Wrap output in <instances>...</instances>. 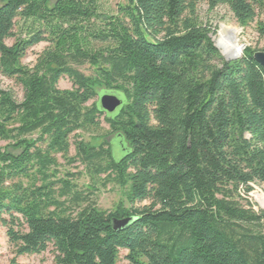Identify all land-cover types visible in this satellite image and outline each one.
<instances>
[{
	"label": "trees",
	"instance_id": "trees-1",
	"mask_svg": "<svg viewBox=\"0 0 264 264\" xmlns=\"http://www.w3.org/2000/svg\"><path fill=\"white\" fill-rule=\"evenodd\" d=\"M201 3L225 7L239 27L254 23L261 48L226 62L199 19ZM41 43L34 67L22 65ZM258 50L264 0H125L114 15L98 0H0V75L23 90L17 102L0 89V226L16 255L51 249L52 264H118L121 252L126 264H264V211L235 200L264 184ZM62 79L70 90L58 88ZM99 90L122 100L116 113L89 104ZM102 116L122 157L104 137L75 142L70 162L124 190L128 207L111 212L56 179V156H68L72 135L97 133Z\"/></svg>",
	"mask_w": 264,
	"mask_h": 264
},
{
	"label": "rangeland",
	"instance_id": "rangeland-1",
	"mask_svg": "<svg viewBox=\"0 0 264 264\" xmlns=\"http://www.w3.org/2000/svg\"><path fill=\"white\" fill-rule=\"evenodd\" d=\"M98 1L101 10L111 15L117 13L119 5L125 4V0ZM198 16L200 21L204 25L209 26V28L212 30L210 36L212 38L213 43H215L216 45L218 42L217 34L219 33L221 26H225L241 30L239 40L241 45H244L246 48L250 47L252 49H259L262 46V42L259 40L255 32V24H250L246 28L239 27L233 19L231 13L225 7H218L213 11L209 12L207 6L204 3H201L198 6ZM258 19H260V17ZM6 44L8 46H11L13 44V39L7 40ZM46 46L47 44L41 43L30 49L27 52L25 58L21 61V64L30 69L33 68L38 56L46 48ZM220 52L221 51H219V53ZM80 71L85 75H92V70L88 66L81 67ZM58 88L61 90H70L71 83L67 79H62L58 83ZM0 89L11 92L17 102L22 101L23 90L22 87L18 83H16V81L5 78L0 75ZM101 92L104 91L99 90L97 97L92 100L89 104H99V99L103 95H115L113 92H104L103 94H101ZM103 117L104 116H102L100 119V127L97 133H93L90 135H83L79 133V137L77 138L73 135L71 136L68 156L66 158H63L60 155L56 156V179H69L70 181L76 184L79 190L85 191V194L89 197L90 201L95 202L96 206L99 209L106 212H111L116 210L119 206L128 207L124 196V190L119 188L114 183L104 182L105 176L103 175L99 176V178L92 179L85 166L79 160L70 162V159L76 158L75 142L83 140L84 142L90 143L92 145H99L104 139V137H106V140L112 143L114 158L118 160L122 157V152H120L119 150V143L117 140H114L113 137L108 135L109 127L104 122ZM97 135H99L100 138H97ZM4 145V143H1L0 147H3ZM67 175L72 176L67 177ZM251 188L252 190L248 194H245L244 190H241L239 196L235 198L236 202L240 206L246 209H252L256 213L264 211V184H252ZM144 205H148V203L144 202L141 204H137L135 207H142ZM15 251V247L9 242L5 228L0 226V264L53 263V255L51 249L41 254L25 256H17ZM124 255L125 252L120 253L118 264H126L125 260L123 259Z\"/></svg>",
	"mask_w": 264,
	"mask_h": 264
},
{
	"label": "water",
	"instance_id": "water-1",
	"mask_svg": "<svg viewBox=\"0 0 264 264\" xmlns=\"http://www.w3.org/2000/svg\"><path fill=\"white\" fill-rule=\"evenodd\" d=\"M222 27V26H221ZM221 29V28H220ZM219 36V33L217 34V37ZM214 47L218 50L221 51L220 48L214 43ZM245 46L242 45V53L241 55H237L236 53H227L226 55H223L221 52V56L226 62H232L239 60L242 57L243 51L245 50ZM254 60L262 67L264 71V52L261 50L255 51L253 55ZM122 105V100L115 95H103L99 99V107L100 109L108 115H112L116 113L119 108ZM132 222V219H125L121 221H113L112 226L114 229H120V228H125L128 224Z\"/></svg>",
	"mask_w": 264,
	"mask_h": 264
},
{
	"label": "bare ground",
	"instance_id": "bare-ground-1",
	"mask_svg": "<svg viewBox=\"0 0 264 264\" xmlns=\"http://www.w3.org/2000/svg\"><path fill=\"white\" fill-rule=\"evenodd\" d=\"M240 35L241 30L233 27H221L217 46L220 48L223 55H226L227 53H236L238 56L241 55L242 45L239 40Z\"/></svg>",
	"mask_w": 264,
	"mask_h": 264
}]
</instances>
